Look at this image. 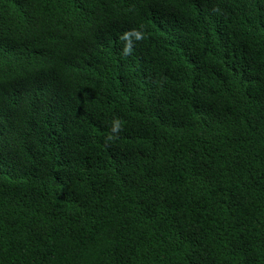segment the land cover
I'll return each mask as SVG.
<instances>
[{"label": "trees", "instance_id": "trees-1", "mask_svg": "<svg viewBox=\"0 0 264 264\" xmlns=\"http://www.w3.org/2000/svg\"><path fill=\"white\" fill-rule=\"evenodd\" d=\"M0 264H264V0H0Z\"/></svg>", "mask_w": 264, "mask_h": 264}]
</instances>
